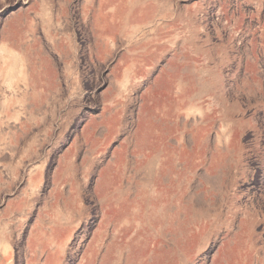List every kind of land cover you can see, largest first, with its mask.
Wrapping results in <instances>:
<instances>
[{"label": "rangeland", "instance_id": "obj_1", "mask_svg": "<svg viewBox=\"0 0 264 264\" xmlns=\"http://www.w3.org/2000/svg\"><path fill=\"white\" fill-rule=\"evenodd\" d=\"M0 264H264V0H0Z\"/></svg>", "mask_w": 264, "mask_h": 264}, {"label": "bare ground", "instance_id": "obj_2", "mask_svg": "<svg viewBox=\"0 0 264 264\" xmlns=\"http://www.w3.org/2000/svg\"><path fill=\"white\" fill-rule=\"evenodd\" d=\"M161 163V162H160ZM157 172V171H156Z\"/></svg>", "mask_w": 264, "mask_h": 264}]
</instances>
